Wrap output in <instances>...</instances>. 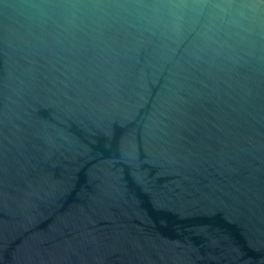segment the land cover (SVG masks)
<instances>
[{
    "label": "water",
    "instance_id": "obj_1",
    "mask_svg": "<svg viewBox=\"0 0 264 264\" xmlns=\"http://www.w3.org/2000/svg\"><path fill=\"white\" fill-rule=\"evenodd\" d=\"M0 264H264V0H0Z\"/></svg>",
    "mask_w": 264,
    "mask_h": 264
}]
</instances>
